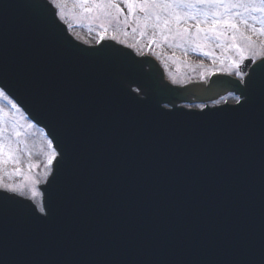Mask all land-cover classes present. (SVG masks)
<instances>
[{
  "label": "water",
  "instance_id": "95a60500",
  "mask_svg": "<svg viewBox=\"0 0 264 264\" xmlns=\"http://www.w3.org/2000/svg\"><path fill=\"white\" fill-rule=\"evenodd\" d=\"M39 2L0 0V63L34 91L54 84L46 107L63 119L75 141L82 182L62 190L54 230L27 224L9 209L0 251L6 243L10 260L57 264L220 260L231 255L229 239L236 232L250 234L258 250L264 225V98L257 96L243 113L228 111L239 105L184 112L179 104L211 103L227 94L242 103L240 82L214 76L208 84L179 89L165 82L152 60L111 42L90 48L70 38L75 49H64L36 17L39 9L28 6ZM109 45L136 62L137 78L161 86L142 96L143 103L123 94L125 65L78 55ZM15 95L28 118L54 139L44 115ZM169 104L170 112L188 114L161 117L158 112ZM39 188L47 197V184Z\"/></svg>",
  "mask_w": 264,
  "mask_h": 264
},
{
  "label": "snow or ice",
  "instance_id": "6c2138e0",
  "mask_svg": "<svg viewBox=\"0 0 264 264\" xmlns=\"http://www.w3.org/2000/svg\"><path fill=\"white\" fill-rule=\"evenodd\" d=\"M69 0H40L34 6L39 9L36 16L45 30L55 37L60 46L67 50L75 49L72 40L65 35L60 22L65 20V6ZM73 7H78L86 18L100 21L101 32L98 33L101 43L106 39L108 26L115 22L123 25L126 30L131 27L133 32H139L140 37L148 36V46L160 47L167 44L170 47H180L187 55L189 50L198 51L200 55L209 57L215 63V48L226 52H234L235 57H228V64L222 71L228 75L233 72L243 81L240 85V95L243 102L239 106L228 109L232 113H243L255 102L257 96L264 98V56L255 51L254 36H264V0H70ZM149 32L151 35L149 36ZM110 39L119 44L125 41L118 40L113 34ZM135 49V44L126 45ZM78 55L91 61L114 60L126 66V75L122 78V91L128 101L134 104L143 103L142 96L158 87L154 80L135 75V61L128 53L115 46L100 47L94 52L78 50ZM245 61H250L245 64ZM224 64V60H221ZM203 65H201L202 67ZM245 69L247 78L245 79ZM212 71V70H208ZM172 83H178L175 79ZM134 90L141 96L129 91ZM54 88L50 83L38 92L27 86H22L18 78L9 72L6 62L0 63V99L9 106V111L0 108V174L20 177L21 183H4L0 176V233L6 234L9 209L18 211L23 222L41 230L51 231L58 227L60 215V196L62 190L69 185H78L82 182L80 175L82 160L75 147V141L69 138L68 130L63 119L53 110L46 107V97ZM16 93L31 103L38 112L44 115L52 128L54 139L47 140V156L44 163L43 181L47 184V197L38 185L40 177L31 175L39 164H28V174L20 167V144L18 141L21 132L18 130L22 118L21 107L18 106ZM171 104L166 105L170 107ZM161 117L174 116V113L159 111ZM214 114V113H208ZM205 117V116H200ZM12 123L9 129V123ZM29 128L33 125L29 124ZM54 140L56 147H54ZM24 150L30 156L31 152ZM15 165L12 171L7 165ZM102 162L98 168L102 170ZM49 176L51 179L49 180ZM96 174L88 177L94 182ZM18 196L34 201L32 206L23 204ZM39 198V199H38ZM87 207V202L84 203ZM232 248L231 255L220 260H159L150 262L103 260V261H63L59 264H264V225L261 227L258 250L250 234L236 232L229 239ZM0 264H57V262H38L27 258L8 259L7 245L0 251Z\"/></svg>",
  "mask_w": 264,
  "mask_h": 264
},
{
  "label": "rangeland",
  "instance_id": "374dc122",
  "mask_svg": "<svg viewBox=\"0 0 264 264\" xmlns=\"http://www.w3.org/2000/svg\"><path fill=\"white\" fill-rule=\"evenodd\" d=\"M69 29L70 34L80 43L91 46L96 45L99 40L98 33L102 31L100 28V21L86 18V14L82 13L81 10L76 7H73V4L69 2L65 6V20L62 21ZM108 26V32L106 33L105 40H111L110 37L115 34L118 37V40L125 41V44H120L126 48L128 44H135L136 48L131 49L137 56L150 54L157 59L161 67L166 73V78L169 82L172 83V80L175 79L178 83H172L174 85H184L190 81H207L210 76L214 74H224L228 75L226 72L222 71V68H226L228 64V57H235L234 52H226L221 48L214 49V55L217 57L215 63L209 57H204L199 54L198 51L189 50L188 54L185 55L184 51L180 47L172 46L170 47L167 44H163L160 47L148 46V36L140 37L139 32H133L131 27H129L125 34L123 25H117L113 22ZM151 35V32L148 34ZM255 51L260 56H264V36H254ZM117 43V42H116ZM119 44V43H118ZM221 60H224V64H221ZM201 65H203L201 67ZM212 71H208V70ZM231 76L237 80L239 78L233 72ZM238 102V98L233 95H227L221 98L214 104H209L210 107L222 105V104H235ZM0 108H4L5 111H9V106L6 105V102L0 99ZM193 110H201L203 106H192ZM16 118L20 120V127L18 130L21 132L20 137L16 138L18 141H23V144H20V167L24 170L25 174H28L27 165L39 164L40 167L33 169L31 175L40 177L41 182L39 185L44 184L43 173H44V163L47 156V139L44 133L37 129L36 127L29 128L30 124L27 119L24 117L21 118L19 114H16ZM32 125V124H31ZM12 123H9V129H11ZM25 145L27 146V151L31 152L29 156L24 150ZM15 168V165H7V170L12 171ZM2 176V182L4 183H21L22 179L20 177L9 178L7 176ZM27 199L26 197H22ZM39 199V198H38ZM29 200V199H27ZM31 201V200H30ZM35 203L34 201H31Z\"/></svg>",
  "mask_w": 264,
  "mask_h": 264
}]
</instances>
